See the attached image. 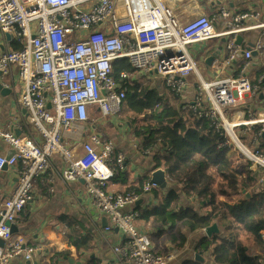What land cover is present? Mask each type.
Segmentation results:
<instances>
[{"label":"built area","instance_id":"obj_1","mask_svg":"<svg viewBox=\"0 0 264 264\" xmlns=\"http://www.w3.org/2000/svg\"><path fill=\"white\" fill-rule=\"evenodd\" d=\"M169 1L0 0V31L11 34L21 46L13 50L11 41L4 39L0 78L13 67L17 69L18 105L40 137H16L0 130V142L14 151L9 158L0 155V171L21 164L11 196L0 204V264H13L18 257L30 260L40 249L37 239L13 232L12 226L27 207L34 182L50 169L55 156L62 161V181H82L97 218L106 217L109 222L105 230L116 228L128 240L127 246L114 248L121 260L129 264H169L173 260L171 255L154 252L151 232H140L136 226L140 219L136 203L157 188L151 179L142 183L139 194L108 191L125 155L116 153L112 141L96 134L85 141L65 142L68 135L82 136L80 131L90 119L89 107H97L102 119L118 118L137 75L155 73L163 86L164 94L155 108L179 99L187 80L193 78L190 108L208 116L215 131H223L226 139L218 147L235 144L264 169V154L244 147L234 132L264 123V117L231 122L227 115L256 93L245 74L248 62L237 76L225 73L241 53L231 43V56L214 61L217 72L204 78L189 47L227 36L228 31L218 33L214 20L200 13L197 3L178 14ZM220 14L228 16L225 9ZM244 56L250 60L252 52ZM122 59L134 69L133 74H116L114 63ZM259 235L264 243V228Z\"/></svg>","mask_w":264,"mask_h":264},{"label":"crops","instance_id":"obj_2","mask_svg":"<svg viewBox=\"0 0 264 264\" xmlns=\"http://www.w3.org/2000/svg\"><path fill=\"white\" fill-rule=\"evenodd\" d=\"M201 1L170 0L169 5L176 13L182 14L185 8L197 3L199 12L205 14L202 11L203 5ZM203 1H205L206 8L205 15L214 20L216 31L218 33L228 31L227 36L208 41H212V43L205 44V42L189 47L190 53L199 52L201 62L200 65L197 63V66L201 75L205 78L217 72L213 64L208 68L205 65V60L218 48H221L220 58L215 59V61L230 57L234 50L231 47V43L234 44L236 37L239 35L237 31L245 30L243 32L246 33L242 37L243 42L247 43L254 30L260 28L264 30V0ZM221 9L226 10L227 17L223 18L221 16ZM4 39L6 40L5 34L3 35L0 31V54L4 50ZM258 45L260 48H258ZM212 47L213 50L211 51ZM239 50L241 51L239 57L231 62L225 73L233 76L237 73L239 74L248 62L245 74L248 70L253 73V79L246 76L253 83L256 93L228 111L227 115L230 116H228V120L237 121L244 119L251 121L261 119L264 117V31L261 33L255 49L258 52L256 57L252 53V58L246 60L244 53L251 50L242 51L241 47H239ZM150 74L156 76L155 73ZM140 76H143V74L135 76L134 80H137ZM17 79L18 73L15 67L12 68L10 73L0 78V82L5 88L10 90L9 96L3 97L0 95V130L11 132L16 137L29 138L33 136L39 140L40 137L29 124L26 113L18 105L19 92H16L18 87L15 85ZM192 79L189 78L187 80L188 86L184 94L178 99L182 105H191V102H193L194 81L192 82ZM141 80L143 84H155L159 94H164L163 86L157 76L155 80L144 78ZM90 108H88L90 119L80 131L82 136L68 135L65 138V142L71 144L77 141H85L90 134H96L101 139L112 141L115 145L116 153L119 152L125 155L122 167L115 174L116 176L119 172L115 177L116 181H114L113 177L108 185L109 188L112 182L111 188L114 191H126L135 188L139 183L142 184L146 178L151 179V175L155 171H153L152 155L149 150L142 151L140 149L141 142L132 133L130 125H127L126 121L121 120L119 117L105 121L97 113L92 112ZM234 116L236 119H232ZM108 121L112 124H107ZM113 123L116 125H113ZM257 125L264 132V123ZM251 127L253 126L239 127L238 130L244 131L245 135L243 137H249V128ZM122 129H124L126 136H124ZM257 139V137L253 136V143H257ZM8 151V146L0 142V155L6 156ZM20 171V163L6 166L0 171V204L11 196ZM62 174V161L58 156H55L52 158L50 169L34 182L31 199L28 201L25 210L19 214L15 224L12 226V231L27 238L37 239L40 249L36 251L30 260L18 257L13 264H129L121 260L114 252L116 247L127 246L128 240L116 228L106 231L105 227L109 225V222L106 217L97 218L96 208L92 199L86 193L83 182L65 183L61 179ZM170 190L179 191L177 187L172 185H170ZM166 194L167 192L156 188L151 193L142 196L136 203L135 209L139 213L152 210L159 205ZM180 198L181 205L184 207L199 208L197 203L187 201L183 195ZM236 201V199L229 200L230 204H235ZM200 211L203 212L205 210L200 209ZM214 224L217 225V223ZM136 226L140 232H151L153 248L157 254L172 256L173 260L169 264H185L187 262L213 264L211 253H204L203 255L195 253L192 247L193 242H196L198 237L203 235L209 239L213 236L221 237L223 235V230L218 225L219 234H213L211 237L207 236L205 229L193 234H189L183 229V232L187 235V240L182 248H178L172 239V236L178 238L180 233L178 230L167 228L160 232L152 220L151 222H146L143 218L136 222ZM245 243L249 247L250 253L259 256L261 264H264V250L257 248L252 240H247ZM53 255L54 258H51ZM197 255L202 261L196 260L195 257Z\"/></svg>","mask_w":264,"mask_h":264},{"label":"trees","instance_id":"obj_3","mask_svg":"<svg viewBox=\"0 0 264 264\" xmlns=\"http://www.w3.org/2000/svg\"><path fill=\"white\" fill-rule=\"evenodd\" d=\"M11 46L13 50L21 49L15 39ZM114 68L117 75L134 73L124 59L116 61ZM141 79L143 76L129 85L119 118L130 125L141 142L140 149L151 153L153 171L163 169L168 183L179 191L167 192L157 207L140 212V218L152 220L160 232L169 228L181 233L185 229L189 234L217 223L223 235L211 239L199 236L192 246L195 253H211L213 264H261L260 257L250 253L245 242L252 240L264 250L259 235L264 228V169L240 156L232 144L219 148L226 139L223 131H215L213 121L205 114L194 113L190 104H184L187 107L182 109L184 105L176 98L172 104L155 108L162 95L155 84H143ZM249 133V137L240 133L239 140L252 152L263 155L264 132L255 125ZM253 136H257V143H253ZM111 186L112 182L108 191L124 195L131 191L139 194L142 184L122 192ZM243 192L249 194L248 199ZM181 195L199 208L181 205ZM231 199H236V203L230 204ZM180 233L178 238L172 236L178 248L187 240V235Z\"/></svg>","mask_w":264,"mask_h":264},{"label":"water","instance_id":"obj_4","mask_svg":"<svg viewBox=\"0 0 264 264\" xmlns=\"http://www.w3.org/2000/svg\"><path fill=\"white\" fill-rule=\"evenodd\" d=\"M263 31L264 30L262 28L254 30L251 34L249 42H247V43L243 42V37H242V35L245 34L246 32H243V31L239 32V35L236 37V41L234 42V45L241 47L242 51L251 50L253 53V56L256 57L258 55V52L255 50V48H256V45L258 43L259 37ZM5 38L7 41H12V39H13L12 35L9 33L5 34ZM223 42H225V40H223ZM220 51H221V48H218L215 52H213L205 60V65L208 68H210L212 66L215 59L220 58ZM104 94H106V92H104ZM0 95L3 97L10 95V90L5 88V86L1 82H0ZM48 107H50V105H48ZM253 126H255V125H253ZM13 154H14V151L9 150L7 152L6 157L9 158ZM5 167L6 166H4V168ZM151 181H152V183H154L157 186V188H159L160 190H162L164 192H168L170 190V183H168L166 173L163 169L155 170L151 175ZM244 193L245 192H243V194ZM248 198H249V194L245 193V199H248ZM205 232H206L208 237H211L213 234L218 235L219 229H218L216 224H213L212 226L206 228ZM195 258L197 261H202V259L198 255ZM27 263H30V262H27Z\"/></svg>","mask_w":264,"mask_h":264},{"label":"rangeland","instance_id":"obj_5","mask_svg":"<svg viewBox=\"0 0 264 264\" xmlns=\"http://www.w3.org/2000/svg\"><path fill=\"white\" fill-rule=\"evenodd\" d=\"M201 3H202V11L206 14V8H205V1H201ZM208 43H212V41L211 42H206L205 44H208ZM191 54V56L195 59V61H197V63L200 65V62H201V59H200V56H199V52H195V53H190ZM216 70V69H215ZM246 75L248 76V77H250V78H252L253 79V73L252 72H249V70L246 72ZM143 78L144 79H148V80H155L156 79V76L154 75V74H150V73H144L143 74ZM192 82L194 81L193 79L191 80ZM90 110L92 111V112H94V113H97L98 115H99V113H98V109H97V107H91L90 108ZM229 116V115H228ZM99 117H100V115H99ZM230 117V116H229ZM232 118V117H231ZM232 119H236L235 118V116H234V118H232ZM106 120H108V119H105V121ZM255 120V119H254ZM256 120H258V119H256ZM252 121V120H251ZM231 122H235V121H231ZM246 122H249L248 120H246ZM107 124H112V123H109V121L107 122ZM113 125H116L115 123H113ZM240 128H242V127H240ZM121 129V128H120ZM123 131V134H124V136H126V134H125V131H124V129H122ZM234 132H235V134H236V136L238 137L239 136V134L241 133V135L242 136H244L245 134H244V131L243 130H238V128H235L234 129ZM238 139H239V137H238ZM241 142V141H240ZM242 144V143H241ZM246 144V143H245ZM233 145V144H232ZM244 147H246L247 149H249L247 146H245L244 144H242ZM234 146V148L236 149V151L238 152V154H240V156H242V157H244L245 155L242 153V151L238 148V146L237 145H233ZM245 158L247 159V157L245 156ZM151 241H152V238H151ZM153 242V241H152ZM153 244V243H152Z\"/></svg>","mask_w":264,"mask_h":264}]
</instances>
